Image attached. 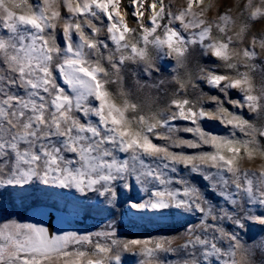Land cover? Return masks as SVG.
<instances>
[{
	"label": "snow or ice",
	"instance_id": "6c2138e0",
	"mask_svg": "<svg viewBox=\"0 0 264 264\" xmlns=\"http://www.w3.org/2000/svg\"><path fill=\"white\" fill-rule=\"evenodd\" d=\"M126 254L264 264V0H0V264Z\"/></svg>",
	"mask_w": 264,
	"mask_h": 264
},
{
	"label": "rangeland",
	"instance_id": "374dc122",
	"mask_svg": "<svg viewBox=\"0 0 264 264\" xmlns=\"http://www.w3.org/2000/svg\"><path fill=\"white\" fill-rule=\"evenodd\" d=\"M207 58H200V62L204 63ZM161 68L162 74L164 75H170V69L172 67V62L163 60L159 62L158 65ZM201 88L208 92L209 94H213L214 90L209 89L207 86H205L201 82ZM210 106V105H206ZM206 126L209 130L216 131L220 134H224V129H222L217 123L215 122H206ZM180 223L181 221H176L175 223H171L167 228L163 229L166 233H172L173 231H178L180 229ZM92 221L88 220L85 222L83 227H89L91 226ZM65 227L71 228L70 225H65ZM159 231L158 228L154 227L151 224H145L143 222H137V223H128L127 226L123 229V232L128 237H138V236H146L148 233L156 234ZM125 264H136V259L132 257L131 255L126 254L124 257Z\"/></svg>",
	"mask_w": 264,
	"mask_h": 264
}]
</instances>
